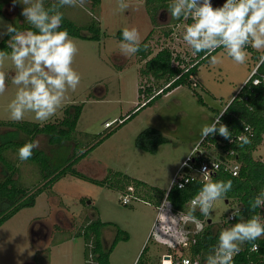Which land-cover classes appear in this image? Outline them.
<instances>
[{
  "label": "rangeland",
  "instance_id": "obj_1",
  "mask_svg": "<svg viewBox=\"0 0 264 264\" xmlns=\"http://www.w3.org/2000/svg\"><path fill=\"white\" fill-rule=\"evenodd\" d=\"M56 3L57 0H44L46 9ZM121 3L129 7L121 11ZM22 8L21 4L13 6V0H0V31L7 24L26 23L20 14ZM61 11L82 27L83 33L90 34L88 25L98 22V37L70 34L78 48L72 67L80 75L79 85L74 91L69 89L66 92L62 106L48 121H36L35 114L31 112L26 113L22 121L40 124L60 121L65 117V111L73 112L81 105L73 142L50 144L44 134L31 137L27 133L10 130L11 126H4L12 121L8 105L18 90L11 82L15 68L10 59H5L0 65V71L9 74L7 90L0 94V121L3 122L0 124V141L12 138L38 140L40 146L37 149L45 150L51 156V172L72 164L92 180L68 172L45 187L36 196L34 205L22 208L1 225L0 264H93L84 236L76 232L86 216L98 215L103 221L111 222L102 229L104 244L108 247L118 228L128 233L129 238L120 240L112 251L110 264H133L135 257L142 264L150 253L155 257L163 255L167 246L182 245L185 241H190V245L209 218L213 222L226 223V228L230 213L241 207L232 199L227 201L225 197L214 201L210 215L204 216L205 221L198 216L190 218L189 209L186 214L168 207L159 211L156 199L169 188L179 165L191 153L192 147L200 143L203 126L214 122L218 112L246 81L264 50L247 48L244 64H237L223 49L218 50L213 54L215 63L210 57L200 65L193 78L194 87L181 85L153 104L137 108L149 97V94L145 96L144 88L143 94L140 92L141 82L146 86L145 77L140 72L145 60L138 53L122 54V30L136 28L140 42L147 38L148 45L152 46L151 56L167 46L186 62L197 58L182 39L186 26L193 21L181 19L176 22L163 7L151 13L147 0H101L98 5L94 0H87L84 8L65 7ZM167 82L165 79L154 80L152 92H159L168 85ZM132 114L125 123H121ZM107 122L114 124L108 127ZM149 127L158 128L168 138L155 152L141 149L136 144L139 133ZM111 129H114L112 135L96 143ZM76 143H79L78 147ZM90 147L93 148L85 157L76 160ZM204 148L202 145L199 150ZM207 150L213 155L219 152L214 146ZM3 154L17 165V177L22 185L43 186L46 178L37 162L20 161L18 150H6ZM253 155L264 161V140ZM3 174L4 167L0 163V178ZM94 178L101 182H94ZM135 181L146 184L138 195L127 191V185L131 183L134 186ZM125 195L131 198L129 203L123 202ZM195 209L200 210L199 206ZM34 225L43 229L47 226V235L32 230ZM139 249V254L135 255ZM186 250L190 253L189 247ZM86 255L89 256L87 260Z\"/></svg>",
  "mask_w": 264,
  "mask_h": 264
},
{
  "label": "clouds",
  "instance_id": "obj_2",
  "mask_svg": "<svg viewBox=\"0 0 264 264\" xmlns=\"http://www.w3.org/2000/svg\"><path fill=\"white\" fill-rule=\"evenodd\" d=\"M86 3L87 0H57L46 9L44 0H13V6L23 5L20 14L30 26L20 30L7 24L0 31V39L9 37L5 43L6 48L11 49L10 53L0 49V65L5 59H10L15 68L11 82L18 90L8 105L13 122L22 121L28 112L35 114L36 121H48L62 106L66 92L69 89L74 91L79 85L80 75L72 67L78 48L68 30L62 29L64 13L61 9L84 8ZM128 7V4H119L121 11ZM167 10L172 20L193 21L186 26L182 36L193 55L204 53L207 58L217 49H223L237 64H244L247 48L264 50V0H225L218 7L213 6L212 0H170ZM120 49L126 56L141 50L136 28L122 30ZM258 59L264 64V54ZM212 62H216L215 56H212ZM8 78V73L0 71V94L7 90ZM226 111L221 112L213 123L203 126L201 143L217 131L225 138L232 136L228 127L220 123V117ZM238 140L242 142L240 146L250 143L245 136L238 137ZM39 146L38 140L23 144L18 149L19 160L31 159L34 149ZM203 171L207 178L208 170L205 168ZM232 186L231 180L208 182L191 203L194 206L198 204L201 214L208 216L213 202L225 198ZM262 203L257 199L250 207L255 211ZM194 213L195 207L189 211V217L195 218ZM261 238H264V224L260 222L259 215H253L246 223L238 222L230 229H222L218 236L219 246L214 256H208L207 264H233L234 256L244 244H251V250L258 251L259 244L255 242ZM185 264L189 262L186 260Z\"/></svg>",
  "mask_w": 264,
  "mask_h": 264
},
{
  "label": "trees",
  "instance_id": "obj_3",
  "mask_svg": "<svg viewBox=\"0 0 264 264\" xmlns=\"http://www.w3.org/2000/svg\"><path fill=\"white\" fill-rule=\"evenodd\" d=\"M100 1L101 0H94L96 5H98ZM168 4L169 0H147V6L151 13L156 12L161 7L168 8ZM188 21L192 22L191 19H188ZM15 27L20 30L30 28L27 23L16 25ZM88 28H90V34L83 33L82 27L76 25L64 16L62 29H67L69 34L87 38H97V31L100 29L98 22H92L88 25ZM33 30L35 31V29ZM171 30L172 29L168 32ZM119 33H121V31ZM8 38L9 37L6 36L3 41L0 42V49L11 52L10 48H6L5 42ZM147 40L148 39L146 38L140 42L141 50L137 53L141 56L142 60H145V64L140 72L142 76L144 75L145 77L144 84L146 86L144 92H147L145 93V96L146 94H149V97L145 104L139 103L137 108L141 105L147 106L153 104L156 99L164 96L181 85L194 87L195 84L193 83V78L196 76L200 65L212 57L215 52L221 50L217 49L212 53V56L207 58H205L204 53H197V58L185 62V59H181L180 55L175 54L174 51L167 46L161 47L159 51L151 56L153 49L150 44L148 45ZM255 56H257V53ZM175 59L180 60L179 65L174 64ZM262 69L264 70V65ZM160 79L168 81V85L163 86L159 92L153 93L154 80ZM243 91L244 88L242 89L241 94L227 103L226 108L223 111L218 112V115L227 109L223 116L220 117V123L226 125L232 135L241 132L245 123L250 124L253 131V135L247 137L250 140V143L243 144V146H240L242 143H229L228 138L219 135L217 131L215 135L207 137L202 143L200 141V145H203L205 148L201 153L198 152L197 154V159L200 161H209L213 157L219 156L221 151L233 147L237 150L236 157L242 165L239 174L233 175L229 171L220 169L210 181L197 179L184 188L172 187L167 196L175 210L189 209L190 211L192 208H189L188 202L196 196L199 191H201L204 184L216 181H232L233 186L226 194V200L230 201L232 199L238 202L241 206L240 211L234 221H228L229 223L226 228V223H224V225L213 221L209 222V219H207V223L202 231L194 235L193 240L190 243V250L192 255L200 258L202 262L207 261L208 256L215 255V249L219 246L218 236L222 229H230L238 222L246 223L253 215H259L260 222L264 224V203L257 207L255 211L250 207V205L255 204L257 199L264 202V161L256 159L253 155V152L264 140V99L261 92L259 95L252 96L250 100L245 101L242 99ZM140 92L143 94L142 82ZM81 109L82 106L78 105L73 112L65 111L66 115L60 121L48 122L45 124L31 123L28 121H10L4 126H11L12 129L10 130L17 131L18 133H27L31 137L44 134L43 136L46 135V140H48L50 144L64 143L66 141L73 142L72 139L77 128ZM132 116L133 114L128 116L121 123H125ZM0 124H3V122L0 121ZM218 128L219 125H217V129ZM113 132L114 129H111L96 143H101L106 137L112 135ZM167 140L168 138L161 130L149 127L139 133L136 138V144L141 149L155 152L158 146ZM26 142L30 141H22L18 138H12L8 141H0V163L4 167V174L0 178V226L22 208L34 205L36 202V196L44 190L45 187L54 184L68 172L80 177H87L84 173L73 168L72 164L64 166L63 168H58L55 172H51L49 164L51 156H49L45 150L34 149V154L29 160L37 162L40 165L43 176L46 178L45 183L42 187H26L22 185L17 177V165L12 162L13 160L11 161L10 159H7L3 152L6 150H18L19 147ZM75 145L78 147L79 143H76ZM212 146L218 148L219 152L216 155H213L207 150V148ZM92 148L93 147L87 148V150L83 151L76 160L85 157ZM87 178L91 179L89 176ZM97 181L98 183L101 182L97 179H95L94 182ZM134 183V186L131 183L127 185V191H129V187L132 186L134 189L132 192H135L138 195L140 189H145L146 184L143 181H135ZM166 193L167 190L164 191L163 196L157 197V204L161 202L160 198L163 200ZM194 215L205 218L199 209H195ZM109 224H111L110 221H103L98 215L93 217L86 216L76 231L77 234L84 236L86 246L88 249L90 248L89 250L91 251L90 254L92 255L91 259L93 264H110V255L117 243L122 239L129 238V235L125 230L118 228L110 246H106L102 236V229ZM255 243L259 244V251H251V244L246 243L242 246L243 252L233 259V264H246L250 258L261 260L264 263V238L257 240ZM87 259H89V256L86 255V260ZM86 264L91 263L87 262Z\"/></svg>",
  "mask_w": 264,
  "mask_h": 264
},
{
  "label": "built area",
  "instance_id": "obj_4",
  "mask_svg": "<svg viewBox=\"0 0 264 264\" xmlns=\"http://www.w3.org/2000/svg\"><path fill=\"white\" fill-rule=\"evenodd\" d=\"M182 58V57H181ZM174 64L179 65L180 60H174ZM264 64L260 63L259 61L255 64L253 69L251 70L248 78L246 81L242 84L238 92L233 96L232 99H234L236 96L241 94L242 89L244 88V91L242 93V99L245 101H248L251 99L252 96H257L262 92V96L264 99V70L262 69ZM184 66V64H183ZM196 85V83H194ZM142 88H145V86L142 85ZM231 99V101H232ZM252 108V107H251ZM114 122H107V126H112ZM253 131H252V126L250 124L245 123L244 127L241 132L232 135L230 138H228L229 143H235V144H240L242 143L241 141L238 140V137L240 136H252ZM200 143L196 145L191 153L185 158V160L182 162L181 166L178 168L176 173L174 174L171 184L167 190L166 196L163 198L162 202L159 207V211L164 210V208L168 207L172 210H175L173 204L171 201L167 198L168 193L172 187H178L181 188L180 185H183V188L186 187L189 183L192 181H195L197 179H200L202 181H210L213 176L220 170L224 169L225 171H229L233 175H238L241 169V162L238 160L237 156V150L235 148H228L225 149L224 151H221L219 153V156L213 157L209 161H200L197 159V154L198 152H202L199 150ZM195 152V155H194ZM214 165H218L219 167H214ZM186 167H189V171H185ZM207 169L209 172V176L206 178L204 175V169ZM133 187H129V191H133ZM200 192V191H199ZM199 192L197 193L196 196H194L189 202L188 206L189 208H193L197 205H192L191 201L195 199ZM132 195V194H130ZM131 198L129 195H125L123 198L124 203H129ZM179 212L180 214H186L187 209H179L175 210ZM240 211V207L233 210V212L230 213L228 220L229 221H234L236 219L237 214ZM235 214V215H234ZM205 221V218L203 219ZM189 242H185V245H189ZM258 244V243H257ZM252 251V250H251ZM259 251V250H258ZM243 252V247L241 248V251L237 254H241ZM235 255L234 258L237 256ZM188 261L189 264H202V261L200 258H191V257H186L183 254H166L163 259L161 264H185V261ZM246 264H264L261 260L253 259L250 258Z\"/></svg>",
  "mask_w": 264,
  "mask_h": 264
},
{
  "label": "crops",
  "instance_id": "obj_5",
  "mask_svg": "<svg viewBox=\"0 0 264 264\" xmlns=\"http://www.w3.org/2000/svg\"><path fill=\"white\" fill-rule=\"evenodd\" d=\"M227 105V104H226ZM225 108H226V106H225ZM224 108V109H225ZM223 109V110H224ZM222 110V111H223ZM195 146H193L192 148H194ZM183 162V161H182ZM182 164V163H181ZM181 164L179 165V167L181 166ZM168 190V189H167ZM161 202H162V200H161ZM161 202H159V204H157V206L158 205H160L161 204ZM191 209V208H190ZM195 216V215H194ZM197 217V216H196ZM83 221V220H82ZM38 223V222H37ZM39 223H41V222H39ZM80 225H78V227H79ZM194 226V225H193ZM191 237H192V235H191ZM188 241V240H187ZM186 242V241H185ZM185 242H183V244L182 245H178V244H176V245H174V246H167L165 249H167V250H165L164 251V253H163V255H161L160 257L159 256H157L156 255V257L155 256H153V254H148L147 255V257H146V259H145V261L142 263V264H161V262H162V259H163V257L166 255V254H183L184 256H186V257H191V258H197V257H195V256H193L192 255V253H191V250H190V253L186 250V248L187 247H189L190 248V245H185L184 243ZM139 252H140V249L138 250V253L137 254H135V255H138L139 254ZM156 258V261L154 260ZM140 263V261H136V257H135V259H134V262H133V264H139ZM204 262H202V264H203ZM205 263H207V261H205ZM204 263V264H205Z\"/></svg>",
  "mask_w": 264,
  "mask_h": 264
},
{
  "label": "water",
  "instance_id": "obj_6",
  "mask_svg": "<svg viewBox=\"0 0 264 264\" xmlns=\"http://www.w3.org/2000/svg\"><path fill=\"white\" fill-rule=\"evenodd\" d=\"M224 2H225V0H212V3H213L214 7L221 6ZM185 171H189V167H186ZM211 221L212 220L209 218V222H211Z\"/></svg>",
  "mask_w": 264,
  "mask_h": 264
},
{
  "label": "flooded vegetation",
  "instance_id": "obj_7",
  "mask_svg": "<svg viewBox=\"0 0 264 264\" xmlns=\"http://www.w3.org/2000/svg\"><path fill=\"white\" fill-rule=\"evenodd\" d=\"M36 225V224H35ZM35 225L33 226V229L32 230H36L37 233L39 234H43V235H47V229L48 227L46 226L47 229H43L44 227H39V228H36ZM35 227V228H34ZM46 230V231H45Z\"/></svg>",
  "mask_w": 264,
  "mask_h": 264
},
{
  "label": "bare ground",
  "instance_id": "obj_8",
  "mask_svg": "<svg viewBox=\"0 0 264 264\" xmlns=\"http://www.w3.org/2000/svg\"><path fill=\"white\" fill-rule=\"evenodd\" d=\"M233 98V97H232ZM231 101V100H230ZM109 127V126H108Z\"/></svg>",
  "mask_w": 264,
  "mask_h": 264
}]
</instances>
